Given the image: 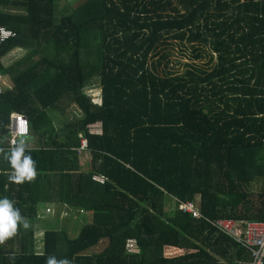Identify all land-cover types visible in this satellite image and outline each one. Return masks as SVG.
Wrapping results in <instances>:
<instances>
[{
    "label": "trees",
    "instance_id": "1",
    "mask_svg": "<svg viewBox=\"0 0 264 264\" xmlns=\"http://www.w3.org/2000/svg\"><path fill=\"white\" fill-rule=\"evenodd\" d=\"M59 1L0 0V27L16 33L0 39V74L12 80L0 94V149L12 114H24L37 169L13 183L0 156V197L32 223L45 221L42 201L89 217L76 237L47 228L40 251L34 226L18 227L0 264H251L213 222H264V0H83L61 12ZM173 40L212 67L161 68ZM16 48L26 54L5 64ZM95 81L98 101L86 92ZM55 109L72 111L62 127ZM95 122L101 134L89 132ZM187 201L203 217L183 212ZM130 238L140 253L128 252Z\"/></svg>",
    "mask_w": 264,
    "mask_h": 264
},
{
    "label": "rangeland",
    "instance_id": "2",
    "mask_svg": "<svg viewBox=\"0 0 264 264\" xmlns=\"http://www.w3.org/2000/svg\"><path fill=\"white\" fill-rule=\"evenodd\" d=\"M82 1L83 0H60L58 4L59 11L61 12V10H63V7L67 3L71 2L72 4L76 5ZM171 42L172 43H170V45L168 44L166 47L162 49L163 52L168 53V56L166 59L163 60L161 68L165 67L168 70H173L177 74H183L184 71L188 68V66H197L199 68H206V69L207 68L209 69L212 67L213 64H210L208 62L209 61L208 58L195 59L193 58L191 48L187 50H183L182 46L179 45L180 43H178L175 40ZM24 54H26V50L16 48L12 50L11 52H9V54L3 59V61L5 62V64H11L16 59L24 56ZM1 83H5L6 85L4 86L6 88L12 85V80L8 78L6 75L0 74V84ZM94 84L95 85L93 86L87 87L86 92L91 97H93L95 101H98L100 100L99 98H100L101 88H100V85L96 81ZM71 112H66L64 110L55 109L51 114L53 117L52 120L56 125L60 126L63 124L64 121L70 118L67 115H69V113ZM73 112H75V114H78L77 110H73ZM82 157L84 158V161L82 160L84 162L82 164L83 168H86V162H85L86 156L84 155ZM253 185H254L253 189L255 190H258L261 187V183L259 181L255 182ZM51 209H52L51 212H47L45 208V212H44L40 208L39 210V212H41L40 215L42 216L44 214V216L42 217L45 220L44 222H40V220H37V221H34V223H32L29 220H27L30 225L34 226L35 238L38 244L37 250L39 251L42 249V246H43L42 239H43L44 233L47 228H56V229L66 228L70 236L76 237L81 225L86 222L85 221L87 218L86 214L89 217L88 213H86L85 211L72 212L71 214H67V213L62 214L60 213L59 210H55L54 207H52ZM55 217L57 219H54ZM49 224H53V225H49ZM106 244L107 242L103 241L97 248H95V250L102 251L104 247L106 246Z\"/></svg>",
    "mask_w": 264,
    "mask_h": 264
},
{
    "label": "built area",
    "instance_id": "3",
    "mask_svg": "<svg viewBox=\"0 0 264 264\" xmlns=\"http://www.w3.org/2000/svg\"><path fill=\"white\" fill-rule=\"evenodd\" d=\"M16 33L9 28L0 27V39L2 41L15 36ZM4 92V87L0 84V94ZM10 144L20 138L21 131L25 130L26 135L30 133V121L27 116L20 113H13L10 123ZM89 132L92 134L102 133V123L95 122L88 125ZM82 149L86 148L87 139L81 136ZM95 180L104 183V176H95ZM182 210L186 213H191L193 217H203L197 204L193 201L182 202ZM52 209L48 208L47 212ZM222 232L234 237L246 247L252 255V264H264V222L263 221H237L234 219H219L213 222ZM126 248L130 253H140V246L135 238H130L127 241Z\"/></svg>",
    "mask_w": 264,
    "mask_h": 264
},
{
    "label": "clouds",
    "instance_id": "4",
    "mask_svg": "<svg viewBox=\"0 0 264 264\" xmlns=\"http://www.w3.org/2000/svg\"><path fill=\"white\" fill-rule=\"evenodd\" d=\"M3 85V83H1ZM11 138V137H10ZM31 137L21 131L20 138L10 144L9 150L0 149V156L7 160L12 171L9 180L16 184L33 181L37 176L36 163L31 156ZM19 228L27 229L29 223L15 206L14 201L0 197V245L16 235ZM46 264H71L67 258L57 259L49 256Z\"/></svg>",
    "mask_w": 264,
    "mask_h": 264
},
{
    "label": "crops",
    "instance_id": "5",
    "mask_svg": "<svg viewBox=\"0 0 264 264\" xmlns=\"http://www.w3.org/2000/svg\"><path fill=\"white\" fill-rule=\"evenodd\" d=\"M68 122V119L66 120V121H64L63 122V124L62 125H60L61 127L65 124V123H67ZM58 126V125H57ZM59 126V127H60ZM82 136V135H81ZM32 145H37V144H32ZM82 156H84L83 154H81L80 156H79V165L83 168V161H84V158L82 157ZM85 156H86V168H88V165L90 164V162H91V156L87 153V154H85ZM83 160V161H82ZM86 168H83V169H86ZM52 207H54L55 208V210H59L60 211V213H62V214H64V213H67V214H71L72 212H77V211H79V210H75V209H73V208H71V207H69V206H67V205H65V204H61V203H58L57 201H42V202H40L39 203V205H38V211L40 210V208L42 209V211H44L45 212V208H46V210L48 209V208H52ZM44 208V209H43ZM86 212V211H85ZM41 212H39V214H40ZM87 213V212H86ZM44 216V214L42 215V217ZM43 219V218H42Z\"/></svg>",
    "mask_w": 264,
    "mask_h": 264
}]
</instances>
